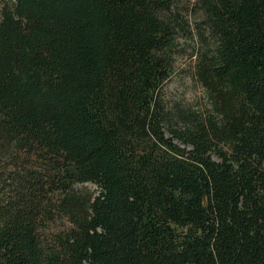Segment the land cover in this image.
<instances>
[{"label":"trees","instance_id":"16d2710c","mask_svg":"<svg viewBox=\"0 0 264 264\" xmlns=\"http://www.w3.org/2000/svg\"><path fill=\"white\" fill-rule=\"evenodd\" d=\"M0 264H264V0H0Z\"/></svg>","mask_w":264,"mask_h":264},{"label":"rangeland","instance_id":"374dc122","mask_svg":"<svg viewBox=\"0 0 264 264\" xmlns=\"http://www.w3.org/2000/svg\"><path fill=\"white\" fill-rule=\"evenodd\" d=\"M178 51L175 55L173 71L164 84L166 94L184 104H202L203 90L192 77L190 69V53L192 45L187 40L178 41ZM94 188V186H91Z\"/></svg>","mask_w":264,"mask_h":264}]
</instances>
